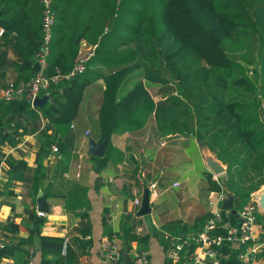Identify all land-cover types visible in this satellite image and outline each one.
<instances>
[{
  "label": "trees",
  "instance_id": "16d2710c",
  "mask_svg": "<svg viewBox=\"0 0 264 264\" xmlns=\"http://www.w3.org/2000/svg\"><path fill=\"white\" fill-rule=\"evenodd\" d=\"M52 9L56 24L46 75H68L81 57L92 50L94 54L83 72L42 93L52 96L42 108L32 107L25 94L14 101L0 100L4 146H18L26 134L24 122L36 127L41 119L49 120L36 136L40 149L34 166L25 160L13 163L0 152V164L30 176L33 201L42 190L69 212L87 215L90 188L65 177L70 152L56 138L53 126L72 124L85 90L102 79L105 90L90 104L98 108L99 142L107 144L103 157L89 156L91 161L102 166L122 162L124 154L111 144L117 129H143L154 122L160 134L201 141L226 166L221 185L207 177L209 192L232 193L236 212L250 202L264 186V0H53ZM42 11L40 0H0V39L11 38L24 47L40 39L30 53L33 71L24 78L25 85L38 69ZM157 70H164L169 81H153L150 74ZM52 145L58 149L53 169L44 165ZM229 216L236 224L237 214ZM209 217L192 224L170 222L155 232L168 249L163 232L185 237L199 232ZM130 219L124 216L121 233L115 231L124 250L129 252L134 240L138 250L147 249L148 236L137 235ZM104 227L107 230L106 223ZM34 238L17 244L16 264H29ZM39 242L42 264H76L64 238L39 235Z\"/></svg>",
  "mask_w": 264,
  "mask_h": 264
},
{
  "label": "crops",
  "instance_id": "0c3cea01",
  "mask_svg": "<svg viewBox=\"0 0 264 264\" xmlns=\"http://www.w3.org/2000/svg\"><path fill=\"white\" fill-rule=\"evenodd\" d=\"M39 42L38 38L29 47H24L18 46L11 38L7 41L0 39V100L1 91L8 83L15 82L24 87V78L33 71L34 60H31L30 53ZM104 90L102 79L90 85L84 92L77 119L69 125L53 126L56 138L70 152L65 177L81 181L90 188V209L86 216L75 215L64 205L47 197L48 213L39 214L38 195L46 194L40 190L33 201L29 196L30 176L11 172L4 164L0 166V244L4 245V249L0 248V264H16L15 247L30 236L35 237V247L30 249L29 264H42L39 235L64 238L69 250L76 256V264H107L102 256V239L111 232L120 234L123 217L126 215L131 217L130 225L137 235L148 236V247L143 250L148 251L150 263L166 264L168 249L162 245L156 230L174 221L192 224L195 219L209 215L216 205L222 209L227 193L224 190L209 192L207 177L211 176L213 181L221 185L227 176L225 173L216 177L207 169L205 153H210V149L202 146L201 141L191 143L190 138L160 134L154 122L143 129H117L111 137V144L124 154L122 162L102 166L88 158L89 141L92 139L101 144L96 131L98 108L90 103L100 98ZM48 123L49 120L45 118L36 123V127H30L32 124L24 122L23 130L26 134L21 142L16 147H8L0 141L1 154L13 163L25 160L29 166H34L40 149L36 136ZM53 147L56 145H52L51 150ZM82 154L83 158H80ZM55 155L50 152L49 162L45 161L44 165L53 169L56 165ZM213 156L216 158L214 152ZM78 165L81 167L78 168ZM174 183L179 186L174 187ZM152 185H155V190L151 189ZM146 189L150 191L151 213L138 217L140 207L136 206L135 201L142 199ZM222 192L224 194L220 195ZM261 193H264V186L253 193L251 199ZM33 212L43 219L41 224L36 223L31 214ZM230 213L236 214L223 210L228 223L232 220ZM104 223L108 226L107 230ZM86 234L90 239L82 242ZM256 234L258 243L263 244L264 211L261 209ZM138 246L134 240L132 247H127L129 252H125L130 254L134 249L138 250ZM241 253L234 248L222 249L220 263L264 264V246L250 258H240Z\"/></svg>",
  "mask_w": 264,
  "mask_h": 264
},
{
  "label": "built area",
  "instance_id": "2783aa9c",
  "mask_svg": "<svg viewBox=\"0 0 264 264\" xmlns=\"http://www.w3.org/2000/svg\"><path fill=\"white\" fill-rule=\"evenodd\" d=\"M40 2L43 6L42 43L36 53L37 73L24 87H16L14 83H8L1 91L2 99L6 102L17 100L25 94L26 100L33 107V101L37 97H41L42 93L50 86L57 85L60 81L75 77L83 72L94 54L92 50L81 57L68 75L47 76V56L54 37L56 19L52 9L53 0H40ZM1 81L0 71V84ZM52 151L58 153L56 147H53ZM80 158H83V154ZM80 167L78 165V168ZM177 186L179 184L174 183V187ZM151 189L155 190V185H152ZM223 194V192L220 193V195ZM257 199V196L252 197L249 203L236 212L238 216L236 224L225 223L223 210L216 205L199 232L185 237H172L170 234L164 233V239L169 242L166 264H221L220 252L224 248L242 251L240 254L242 259L252 257L256 251L264 246V242L263 244L258 243L256 234L257 218L260 211ZM135 204L140 207L141 199H137ZM39 214L42 215L43 213ZM86 239L89 240L90 236L87 235ZM193 245L195 247L190 252L189 249ZM0 248L4 249V245L0 244ZM66 248L65 245L63 254H65ZM101 251L107 264H124L123 255L127 252H125L123 242L117 233L111 232L103 237ZM129 255L133 264H151L147 250L134 249Z\"/></svg>",
  "mask_w": 264,
  "mask_h": 264
},
{
  "label": "water",
  "instance_id": "95a60500",
  "mask_svg": "<svg viewBox=\"0 0 264 264\" xmlns=\"http://www.w3.org/2000/svg\"><path fill=\"white\" fill-rule=\"evenodd\" d=\"M51 95H44L41 97H37L33 101V107H38L42 108L45 106L48 101L51 99ZM261 118L264 123V108L261 112ZM107 142L104 141L101 144H97L94 140H90L88 143V150L87 154L88 156L91 157H97L101 158L104 155L105 148H106ZM206 156V166L207 169L214 174L216 177L223 175L226 173V166H224L217 158H215L212 154L210 153H205ZM226 199L224 200L222 209L225 211H231L232 213H235L236 211L234 210V196L232 193H227ZM257 200L259 207L261 211H264V193H261L260 195H257ZM37 210L38 212L41 213H48V203L46 199V195L43 193H39L38 198H37ZM151 213V208H150V191L149 189H146L144 195L142 196L141 199V206L139 211L137 212V216H147ZM124 259V264H133L130 255L128 253H124L123 255Z\"/></svg>",
  "mask_w": 264,
  "mask_h": 264
},
{
  "label": "rangeland",
  "instance_id": "374dc122",
  "mask_svg": "<svg viewBox=\"0 0 264 264\" xmlns=\"http://www.w3.org/2000/svg\"><path fill=\"white\" fill-rule=\"evenodd\" d=\"M54 34H55V32H54ZM154 71L156 70V69H153ZM165 70V69H164ZM164 70H157L155 73H151L150 74V78L153 80V81H155V82H158V83H164V82H167V81H169V79H170V77H169V75H167L166 73H165V71ZM204 151H207V149H205ZM209 153V152H208ZM210 153L213 155V152L210 150ZM262 190V189H261ZM260 190V191H261ZM259 191V192H260ZM209 214V213H208Z\"/></svg>",
  "mask_w": 264,
  "mask_h": 264
}]
</instances>
